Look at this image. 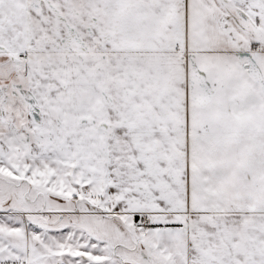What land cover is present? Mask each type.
<instances>
[{
	"label": "snow or ice",
	"instance_id": "obj_1",
	"mask_svg": "<svg viewBox=\"0 0 264 264\" xmlns=\"http://www.w3.org/2000/svg\"><path fill=\"white\" fill-rule=\"evenodd\" d=\"M0 264H264V0H0Z\"/></svg>",
	"mask_w": 264,
	"mask_h": 264
}]
</instances>
